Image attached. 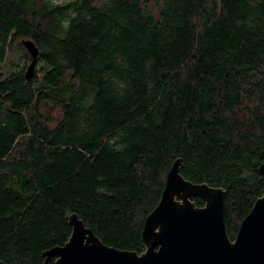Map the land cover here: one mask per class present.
Returning a JSON list of instances; mask_svg holds the SVG:
<instances>
[{
  "label": "trees",
  "instance_id": "obj_1",
  "mask_svg": "<svg viewBox=\"0 0 264 264\" xmlns=\"http://www.w3.org/2000/svg\"><path fill=\"white\" fill-rule=\"evenodd\" d=\"M178 157L225 190L233 239L264 189V0H0V264H54L72 213L144 251Z\"/></svg>",
  "mask_w": 264,
  "mask_h": 264
},
{
  "label": "water",
  "instance_id": "obj_2",
  "mask_svg": "<svg viewBox=\"0 0 264 264\" xmlns=\"http://www.w3.org/2000/svg\"><path fill=\"white\" fill-rule=\"evenodd\" d=\"M21 44L30 56L25 69L29 80L39 50L31 39ZM264 184V161L258 166ZM225 190L205 182H192L180 173L176 158L165 178L156 206L141 231L144 251L104 244L76 213L68 215L71 234L63 245L41 252L54 264H264V189L241 220L233 239L225 222ZM200 198L204 205H196Z\"/></svg>",
  "mask_w": 264,
  "mask_h": 264
},
{
  "label": "rangeland",
  "instance_id": "obj_3",
  "mask_svg": "<svg viewBox=\"0 0 264 264\" xmlns=\"http://www.w3.org/2000/svg\"><path fill=\"white\" fill-rule=\"evenodd\" d=\"M48 1L51 4H58L59 5V4H65V2L69 1V0H48ZM11 57H13L15 60H19L20 54H19L18 47L14 48ZM29 63H30V61H28L26 63V67L29 65ZM36 67H37V63H36ZM42 109H44L45 114L48 115L52 120L57 119L59 109H58V106H56V104L49 102L47 104H44Z\"/></svg>",
  "mask_w": 264,
  "mask_h": 264
}]
</instances>
